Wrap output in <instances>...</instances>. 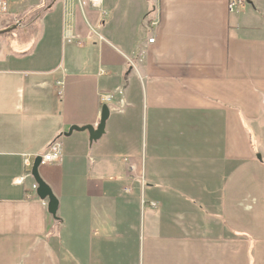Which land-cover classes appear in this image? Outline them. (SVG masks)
Wrapping results in <instances>:
<instances>
[{
	"label": "crops",
	"instance_id": "1",
	"mask_svg": "<svg viewBox=\"0 0 264 264\" xmlns=\"http://www.w3.org/2000/svg\"><path fill=\"white\" fill-rule=\"evenodd\" d=\"M102 3L51 0L28 61L0 56V264H264L233 212L262 193L264 0ZM102 93L103 136L63 137ZM55 141L52 222L24 160Z\"/></svg>",
	"mask_w": 264,
	"mask_h": 264
},
{
	"label": "rangeland",
	"instance_id": "2",
	"mask_svg": "<svg viewBox=\"0 0 264 264\" xmlns=\"http://www.w3.org/2000/svg\"><path fill=\"white\" fill-rule=\"evenodd\" d=\"M51 0L45 2L44 0H13L9 6L8 14L0 16V31L6 28L15 26L16 29L12 30L10 33L0 36V56L4 57L8 55H18L20 60L24 62L28 61L30 53L34 49L35 39H37L38 33L36 30L37 22L39 21L38 17L46 10V6L50 3ZM103 1V0H102ZM89 3V0H87ZM103 4V3H102ZM91 6V5H90ZM91 8L97 9L96 7L91 6ZM149 25V23H147ZM151 29V28H148ZM13 47L11 48V43ZM19 45V46H18ZM31 50V52H30ZM256 162L259 167L262 168V171H254L250 175L252 181L259 179V184H261V197L259 199H249L239 201V205L234 208V215L238 220L243 218L244 222L249 225L246 236L248 241L251 243L256 241H264L259 237L264 236V165L260 164L259 159L257 158ZM132 174H130L132 179H137L143 175H137L140 170L134 169V165L131 166ZM135 172V174H133ZM56 166H42L38 167V174L40 178L49 186L52 182H46L45 179L55 178ZM129 177V176H128ZM32 178L28 177L29 184L31 183ZM50 187V186H49ZM249 194L256 197L254 188L250 185ZM34 194L33 200L37 202H42ZM45 210L48 212L47 203H45ZM232 212H230L231 215ZM49 214V213H48ZM52 222L53 218L50 216ZM244 235V234H241ZM254 239V240H253ZM251 254L248 255L250 261Z\"/></svg>",
	"mask_w": 264,
	"mask_h": 264
},
{
	"label": "water",
	"instance_id": "3",
	"mask_svg": "<svg viewBox=\"0 0 264 264\" xmlns=\"http://www.w3.org/2000/svg\"><path fill=\"white\" fill-rule=\"evenodd\" d=\"M16 29L15 26L7 28L5 30L0 31L2 33H10L12 30ZM109 117V109L108 106L103 105L100 110V116L96 127L92 126H71L66 133H63V137H69L73 132L83 133L87 132L89 143H93L98 141L103 134L105 133V124ZM40 165V158H36L31 166V177L34 182L37 184L38 188L36 190V195L40 200H48L47 209L48 213L52 216L54 220L57 219L56 213L58 209V201L53 195L49 186L40 178L38 174V167Z\"/></svg>",
	"mask_w": 264,
	"mask_h": 264
},
{
	"label": "built area",
	"instance_id": "4",
	"mask_svg": "<svg viewBox=\"0 0 264 264\" xmlns=\"http://www.w3.org/2000/svg\"><path fill=\"white\" fill-rule=\"evenodd\" d=\"M12 1L13 0H0V16H4V15L8 14V7ZM89 4L93 7H96L97 9H100L102 7V0H89ZM236 5H240V1L230 2L229 6H228L229 11H232ZM153 24L154 23L149 24L148 28H151ZM101 39L102 38H100V40ZM153 41H154L153 39H149L148 43H153ZM57 85H59V83H57ZM100 101L102 103H108L111 101V96L106 95V94H102V95H100ZM61 157H62L61 145L58 142H54L53 144L50 145L46 154L41 156V164L43 165V164H47L50 162H58L61 160ZM24 165L28 166L27 159L24 160ZM31 189L35 190L36 186L32 185ZM28 199H30V196H28ZM153 205L154 204H152V206Z\"/></svg>",
	"mask_w": 264,
	"mask_h": 264
},
{
	"label": "trees",
	"instance_id": "5",
	"mask_svg": "<svg viewBox=\"0 0 264 264\" xmlns=\"http://www.w3.org/2000/svg\"><path fill=\"white\" fill-rule=\"evenodd\" d=\"M5 35V33H2L0 36H4ZM102 106V105H101ZM251 253H249V255H250Z\"/></svg>",
	"mask_w": 264,
	"mask_h": 264
}]
</instances>
